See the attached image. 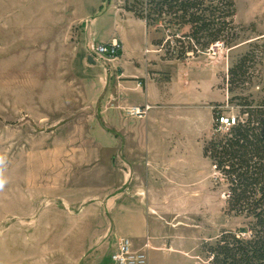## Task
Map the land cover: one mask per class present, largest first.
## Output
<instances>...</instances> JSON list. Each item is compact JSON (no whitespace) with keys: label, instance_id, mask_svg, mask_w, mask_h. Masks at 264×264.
<instances>
[{"label":"rangeland","instance_id":"rangeland-1","mask_svg":"<svg viewBox=\"0 0 264 264\" xmlns=\"http://www.w3.org/2000/svg\"><path fill=\"white\" fill-rule=\"evenodd\" d=\"M257 1L260 6L259 0H235L239 28L231 45L214 44L186 61L166 58L165 50L153 44L167 38L164 31L123 23L127 39L142 46L151 41L149 50L161 52L176 78H181L183 66L192 82L210 80L217 72L211 90L202 86L196 96L200 102H190L195 97L191 92H176L167 85L161 92L164 109L186 104L202 110L201 129L206 131L214 109L224 117L240 118L238 101H230L235 96L255 102L264 97L263 15L241 23ZM131 2L57 0L56 25L33 28L21 25L29 19L28 8L20 15L22 5L30 3L32 8L33 1L0 0V152L5 157L0 175L6 181L0 189V264H112L110 254L120 238L115 206L123 197L136 196L138 188L151 190L147 200L156 212L151 217L155 226L149 225L152 247L176 250L157 262L208 264L202 243L244 224L242 217L226 213L227 184L202 157L205 142L215 133L214 117L209 133L187 135L183 153L193 167L201 161L198 172L188 173L191 167L173 177L169 168L162 180L148 176L147 161L138 158L143 146L129 132L143 133L153 122L127 121L143 118L129 112L135 100L142 99L135 94L140 85L120 89L116 60L93 57L95 63L88 62L90 46L110 35L114 18L131 14L124 9ZM99 12L91 40L87 24ZM245 55L247 72L230 85L228 71ZM169 76L167 71L160 77ZM175 145L162 147L163 152L171 149L170 165ZM134 213L130 220L138 222Z\"/></svg>","mask_w":264,"mask_h":264},{"label":"trees","instance_id":"trees-1","mask_svg":"<svg viewBox=\"0 0 264 264\" xmlns=\"http://www.w3.org/2000/svg\"><path fill=\"white\" fill-rule=\"evenodd\" d=\"M124 9L148 28L166 33V39L153 44L168 59L186 61L214 44L228 47L238 37L235 0H132ZM247 58L242 56L229 69L230 85L246 74ZM233 99L240 118L228 131L213 133L203 156L227 184L226 213L245 222L222 230L214 242H203L201 253L208 264H264V97L257 102L243 95ZM221 115L213 110L215 130Z\"/></svg>","mask_w":264,"mask_h":264},{"label":"crops","instance_id":"crops-1","mask_svg":"<svg viewBox=\"0 0 264 264\" xmlns=\"http://www.w3.org/2000/svg\"><path fill=\"white\" fill-rule=\"evenodd\" d=\"M23 1L26 2L27 0ZM28 1H33L34 4L32 8L30 3L27 6L25 3L22 5L23 8L20 10V15H26L24 10L28 8L26 16H28L27 18L29 19L28 21L23 19L21 25H24L26 27L30 26L33 28H41L43 24L45 26H47L48 24H50L48 26H51L52 23L56 25L58 16V9L56 7L57 0ZM252 1L254 2V0ZM259 1L260 6L258 5L257 1L255 10V3H251L247 12L248 16L245 20H241V23H253L254 21H256L257 14H262L264 20V0ZM53 3L54 7H52ZM47 4H49V7H46ZM43 5H46L45 8H43ZM99 15L100 12L94 19L91 20L90 23L87 24V27L90 30L89 38L91 40L95 39L96 36V32L94 31V24L96 23V20L98 19L97 17ZM126 15V19H122V17L118 19L114 18L113 31L107 38L98 40V43H108L113 39H117L122 43L123 51L119 58L116 59V63L121 70V74L119 75V87L120 89H127L130 86L135 87V85L133 84L134 82H137L140 86L135 87V94L139 93L142 99L138 102L135 100V103L131 105L129 110H145V107H149V109L145 111V113L141 116L143 117L141 118V120L127 119V121H130L132 123L144 121L146 125L153 122L152 127L147 125V130L143 133H141L140 130L136 133L129 132V136H131V138L135 137L136 141L143 146L142 149L138 150V158L141 163L144 160L147 161L146 173L148 174V176L158 177L159 179L161 178V180L168 176L169 168L172 169L171 175H173V177H180L181 173L188 172L191 167V169L193 170L189 171L188 173H196L200 170L201 161L199 160V162L193 167L192 164L188 163L190 159L183 153V149L184 146L189 143V138L187 136L188 134L195 132V136L197 138L198 134L204 135L206 133H209L212 128L213 122L212 111L210 114L209 129H206L205 131L201 129L202 110L200 111L194 106H187L186 104H183L181 106L175 105L173 106L172 110L167 111L160 104L162 100L161 92L166 88L167 85H169L170 90L173 89L177 92L180 89L191 92V95H195V97H192L193 100H190V102H200L202 99L196 98V96H200L202 86H205L206 88H209L211 90V87H213V85L216 83L217 72L214 71L213 78H210V80H202L201 83L195 81L192 82L191 80H187V78L185 77L184 74L186 70L183 66L182 70L184 72L182 71L183 73L181 78H176V75L168 70L167 64L165 63L169 61L162 59L161 52L156 50L155 52L149 50L147 46H153L151 44V41L148 43L146 42L147 44L145 46H142V44L139 43V40L135 41V39L134 43H131L127 39L123 26L124 22L132 21L138 24H142L146 29L147 26L144 20L136 18L132 13ZM260 25V27H262L263 29L264 26L262 24ZM167 71L170 73V78L164 80L160 76L163 72ZM196 92H198V95L196 94ZM210 100H212V96ZM127 139L128 136L126 138V141ZM172 142L176 144V147L174 151L172 150V165H170L169 154H171V149L168 148L169 151L165 150L163 152L162 147L169 146V144ZM157 146H160V148H158ZM202 157L205 159L204 156ZM119 158L120 161L124 162L125 155H122V150ZM130 172L132 174V171ZM135 191H137L136 196L123 197L121 204L119 206H115L114 219L119 226L117 230V235L120 237L119 239L123 237L129 238L136 249H141L142 245H144L143 243L146 242L147 239H153L151 237L153 235L150 234L154 233H151L149 231V225L155 226L156 220L154 224V220L151 221V217L155 218L156 212L154 211L152 205L149 203V200H147L148 194L151 190L149 188H138ZM122 193L125 194L126 192ZM135 200L137 203H134ZM134 212L138 213L136 215L138 217V222L130 220L133 218L131 216L135 215ZM135 242H138L140 245L136 247ZM150 246L151 248L147 251V264H166L164 263V261L157 262L156 260H163L165 256H167V253H170L171 251L174 253L176 252V250L174 249L167 250L168 252L156 251L154 250L155 248L152 247L151 242Z\"/></svg>","mask_w":264,"mask_h":264},{"label":"built area","instance_id":"built-area-1","mask_svg":"<svg viewBox=\"0 0 264 264\" xmlns=\"http://www.w3.org/2000/svg\"><path fill=\"white\" fill-rule=\"evenodd\" d=\"M122 51V43L117 39H113L108 43H97L90 46V54L96 59L116 60ZM148 109L149 107H145V110L135 109L131 110L130 113L142 116ZM217 122L218 127L215 132H226L236 124V118H227L221 115ZM150 248L149 239L146 240L141 249H136L129 238L123 237L119 239L110 254V260L112 264H147V251Z\"/></svg>","mask_w":264,"mask_h":264},{"label":"clouds","instance_id":"clouds-1","mask_svg":"<svg viewBox=\"0 0 264 264\" xmlns=\"http://www.w3.org/2000/svg\"><path fill=\"white\" fill-rule=\"evenodd\" d=\"M4 158H5L4 154L0 152V164H3ZM5 184H6V181L3 179L2 175H0V189H2Z\"/></svg>","mask_w":264,"mask_h":264},{"label":"water","instance_id":"water-1","mask_svg":"<svg viewBox=\"0 0 264 264\" xmlns=\"http://www.w3.org/2000/svg\"><path fill=\"white\" fill-rule=\"evenodd\" d=\"M88 62L93 64L95 63V60L92 56H88Z\"/></svg>","mask_w":264,"mask_h":264}]
</instances>
